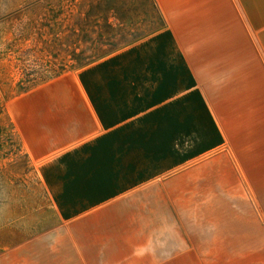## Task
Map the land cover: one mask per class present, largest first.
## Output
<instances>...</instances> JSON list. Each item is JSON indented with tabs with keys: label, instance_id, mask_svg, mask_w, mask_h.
I'll use <instances>...</instances> for the list:
<instances>
[{
	"label": "crops",
	"instance_id": "crops-1",
	"mask_svg": "<svg viewBox=\"0 0 264 264\" xmlns=\"http://www.w3.org/2000/svg\"><path fill=\"white\" fill-rule=\"evenodd\" d=\"M153 2L18 101L39 196L2 205L0 264H264V0Z\"/></svg>",
	"mask_w": 264,
	"mask_h": 264
},
{
	"label": "rangeland",
	"instance_id": "rangeland-1",
	"mask_svg": "<svg viewBox=\"0 0 264 264\" xmlns=\"http://www.w3.org/2000/svg\"><path fill=\"white\" fill-rule=\"evenodd\" d=\"M153 0H0V209L39 192L13 112L23 95L161 28ZM41 200H44L43 194Z\"/></svg>",
	"mask_w": 264,
	"mask_h": 264
}]
</instances>
